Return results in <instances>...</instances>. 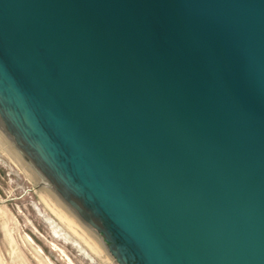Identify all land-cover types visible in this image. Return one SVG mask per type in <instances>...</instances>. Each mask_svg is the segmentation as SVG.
Wrapping results in <instances>:
<instances>
[{"label":"water","instance_id":"obj_1","mask_svg":"<svg viewBox=\"0 0 264 264\" xmlns=\"http://www.w3.org/2000/svg\"><path fill=\"white\" fill-rule=\"evenodd\" d=\"M0 127L101 264H264V0H0Z\"/></svg>","mask_w":264,"mask_h":264},{"label":"rangeland","instance_id":"obj_2","mask_svg":"<svg viewBox=\"0 0 264 264\" xmlns=\"http://www.w3.org/2000/svg\"><path fill=\"white\" fill-rule=\"evenodd\" d=\"M65 219L29 162L0 127V249L5 257L0 264H101ZM49 220L77 239L89 256L57 236Z\"/></svg>","mask_w":264,"mask_h":264},{"label":"bare ground","instance_id":"obj_3","mask_svg":"<svg viewBox=\"0 0 264 264\" xmlns=\"http://www.w3.org/2000/svg\"><path fill=\"white\" fill-rule=\"evenodd\" d=\"M11 147V146H9ZM41 185V184H40ZM45 187V186H44ZM41 188V187H40ZM43 189V188H42ZM66 220V219H65ZM51 225L54 227V229L56 230H53L54 233L59 236V237H63L65 240L67 241H71V244H73V246H75L83 255H86V256H89V253L87 252L86 249H84V247H82L81 244L78 243V241H76L75 239H72V237L65 231H63L53 220H49ZM67 223L71 226V229L76 231L74 229V227L71 225L70 222H68V220H66ZM84 244V243H83Z\"/></svg>","mask_w":264,"mask_h":264},{"label":"crops","instance_id":"obj_4","mask_svg":"<svg viewBox=\"0 0 264 264\" xmlns=\"http://www.w3.org/2000/svg\"><path fill=\"white\" fill-rule=\"evenodd\" d=\"M7 245H9V241L7 242ZM9 256V252H7V258ZM5 260V257H4V254H3V251H1L0 249V262H3Z\"/></svg>","mask_w":264,"mask_h":264}]
</instances>
